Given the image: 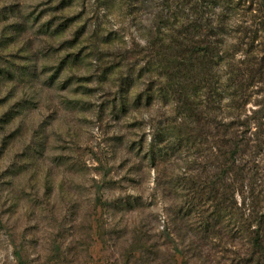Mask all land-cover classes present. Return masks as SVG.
<instances>
[{
	"label": "rangeland",
	"instance_id": "obj_1",
	"mask_svg": "<svg viewBox=\"0 0 264 264\" xmlns=\"http://www.w3.org/2000/svg\"><path fill=\"white\" fill-rule=\"evenodd\" d=\"M0 264H264V0H0Z\"/></svg>",
	"mask_w": 264,
	"mask_h": 264
}]
</instances>
